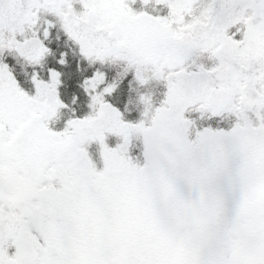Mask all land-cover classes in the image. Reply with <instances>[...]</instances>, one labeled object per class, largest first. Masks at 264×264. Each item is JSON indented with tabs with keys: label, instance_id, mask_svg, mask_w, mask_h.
<instances>
[{
	"label": "rangeland",
	"instance_id": "obj_1",
	"mask_svg": "<svg viewBox=\"0 0 264 264\" xmlns=\"http://www.w3.org/2000/svg\"><path fill=\"white\" fill-rule=\"evenodd\" d=\"M142 11L192 35L195 67L150 71L117 52L113 20ZM61 35L76 41L79 95L117 86L106 71L86 77L94 63L117 84L116 70L130 73V119L85 101L82 118L57 114ZM230 81L214 117L208 95ZM33 114L55 140L80 139L41 178L21 173L9 146ZM0 123V264H264V0H0Z\"/></svg>",
	"mask_w": 264,
	"mask_h": 264
},
{
	"label": "water",
	"instance_id": "obj_2",
	"mask_svg": "<svg viewBox=\"0 0 264 264\" xmlns=\"http://www.w3.org/2000/svg\"><path fill=\"white\" fill-rule=\"evenodd\" d=\"M46 6H55L56 0H41ZM94 12L88 11L87 23L94 19ZM110 38L121 37L116 43L120 52L136 53L140 59L156 67L164 58L171 71L182 67L193 50L192 35L184 33L179 37L172 35L168 25L147 13L136 16L119 14L110 26ZM217 81L227 80L223 70L215 72ZM233 83L231 82V85ZM231 90H212L208 106L213 114H219L229 100ZM79 136L68 135L65 140L56 142L46 130L41 115H32L21 124L10 140V148L21 172L40 178L46 172L51 159L59 160L76 146Z\"/></svg>",
	"mask_w": 264,
	"mask_h": 264
},
{
	"label": "trees",
	"instance_id": "obj_3",
	"mask_svg": "<svg viewBox=\"0 0 264 264\" xmlns=\"http://www.w3.org/2000/svg\"><path fill=\"white\" fill-rule=\"evenodd\" d=\"M159 10V9H158ZM157 10V11H158ZM150 12V11H149ZM153 15H159L155 12H150ZM48 21H51L53 19L48 18ZM231 33H233V30H231ZM48 49V48H47ZM74 53H68L66 54L63 58H62V64L60 68L54 69L55 72L57 73V75H59V82H60V96L62 99L61 100L63 105L65 106V109H61L59 110L60 114L62 113L61 117H65L66 119H68L67 121L70 120H76L77 118H82L85 114L83 113H78V116H76V110H80L81 108L78 107V103H81L82 101H85L86 104L83 105V110H88L90 108V104L88 103V100L93 99V105L97 106L100 105V103H108L110 105L113 106V108H115L118 111L127 113V111L125 110V106L126 107H130L132 108V106L129 104L128 102V92H129V88L126 90H121L119 89L117 86L114 88H108V89H103V87H99V89H97L96 91L90 92V93H84L85 96L79 95L81 93H83V89L76 87V85H78V81L82 80V75L83 73L80 71V63H79V59H77L78 57L76 56H72ZM197 56H194V54L191 56L190 60L188 61L187 67L190 69H192L193 67H195V63L199 62ZM196 60V61H195ZM192 63L191 67L190 64ZM15 65V64H14ZM93 65V72L90 73V75H86L89 77H93V74L95 72H105L106 71V77L105 80L107 83H116L117 85V80L115 78H113L112 76L110 77V75L113 74L112 70H110V68L108 69V67H106L107 64L105 65H101V63L97 62L92 64ZM14 67H18L17 64ZM54 68V67H53ZM215 69V68H214ZM212 69V70H214ZM17 74V73H16ZM18 75V74H17ZM22 77V75H21ZM113 79H115V81H113ZM112 80V81H110ZM72 83L71 85H68V83ZM127 82V81H125ZM139 92V91H137ZM25 93L28 94L29 91L25 90ZM75 101V103L73 102ZM82 106V105H80ZM130 111V110H129ZM133 110H131L132 112ZM64 114V115H63Z\"/></svg>",
	"mask_w": 264,
	"mask_h": 264
},
{
	"label": "flooded vegetation",
	"instance_id": "obj_4",
	"mask_svg": "<svg viewBox=\"0 0 264 264\" xmlns=\"http://www.w3.org/2000/svg\"><path fill=\"white\" fill-rule=\"evenodd\" d=\"M57 42L58 43H60L61 44V50H64L63 51V53L64 52H67L68 51V53L70 54V53H73V50H71V48H74L75 47V43H76V41L74 40V39H71L70 37H69V35H61L60 36V38H58V40H57ZM64 46V48H62ZM70 47V48H69ZM122 55H124V56H128V55H132V56H134V57H136V55H134V54H132V53H127V52H123L122 53ZM137 58V57H136ZM112 59V58H111ZM110 59V60H111ZM116 60H118V58H115ZM125 61H127V62H130V61H128V60H124V62L123 63H125ZM119 65H120V67L121 68H123V64H121V63H119ZM124 69V68H123ZM123 69H122V73H120L118 70H116V74H117V79H118V84H117V87L119 88V89H121V90H126V89H128V88H134V84H132V83H129L128 82V80L130 79L129 78V75H130V73H128V72H124L123 71ZM133 69H134V67H133ZM103 72V71H102ZM99 72H95L94 73V77H96V76H99V75H101V74H98ZM89 75H90V73H88ZM102 76H104V75H102ZM125 81H127V82H125ZM72 83L70 82V83H68V85H71ZM59 88H60V86H59ZM91 92V91H90ZM93 102V99H91V100H88V103L89 104H91ZM138 110H135V112H137ZM124 112H117V115H118V120H120L121 122H122V119L124 120L125 119V117H124ZM136 117V121H134L133 123H137V122H140V120H139V118H140V115H138V116H135ZM2 127H4L5 129H2ZM0 132H2L0 135H2V134H6V135H8V129L2 124V123H0ZM223 214V213H222ZM226 225H227V222H226V218L224 219V220H222L221 222H220V225H219V227H220V233H221V235L223 236V237H225V236H227V235H229V236H232V232H233V230H234V228H235V225L232 223V221L230 220V225H229V228L228 229H226ZM224 239V240H223ZM222 240L224 241V243H223V248H227L228 247V245H229V242L230 241H226L225 240V238H223ZM222 242V241H221ZM223 253H226V252H223Z\"/></svg>",
	"mask_w": 264,
	"mask_h": 264
}]
</instances>
